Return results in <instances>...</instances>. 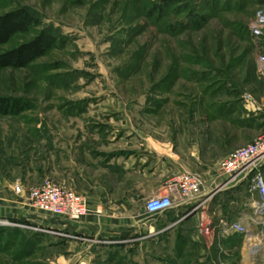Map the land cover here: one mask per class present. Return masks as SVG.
Wrapping results in <instances>:
<instances>
[{
  "label": "rangeland",
  "instance_id": "rangeland-1",
  "mask_svg": "<svg viewBox=\"0 0 264 264\" xmlns=\"http://www.w3.org/2000/svg\"><path fill=\"white\" fill-rule=\"evenodd\" d=\"M260 12L264 0H0V53L46 41L26 67L0 66V264H264V229L216 230L201 253L203 206L147 216L150 197L98 204L100 215L128 210L144 225L116 242L100 237L85 259L74 258L26 195L53 178L66 145L81 143L91 176L104 169L113 188L172 163L216 172L221 158L264 132V73L256 70L264 32L249 30ZM13 13L17 30L4 23ZM248 185H226L239 188L228 197L237 203L219 207L250 211Z\"/></svg>",
  "mask_w": 264,
  "mask_h": 264
},
{
  "label": "crops",
  "instance_id": "crops-1",
  "mask_svg": "<svg viewBox=\"0 0 264 264\" xmlns=\"http://www.w3.org/2000/svg\"><path fill=\"white\" fill-rule=\"evenodd\" d=\"M85 151H87V147L84 146L83 143L74 144L73 146L66 145L65 150L63 151L64 153L59 156L61 160H58L55 175L52 176L53 178L49 181L52 183L55 182L57 186L72 189L77 193H84L87 204V212L79 220L70 224H62L60 220L54 218L48 219V222L46 223L47 226L56 228V230L61 231L60 233L67 235H60L59 237H56L65 244L66 250L63 252L70 253L71 257L82 259H85L89 255V249L94 245V242H99L97 241L98 238L110 237L108 241L116 242V238L118 237L139 233L141 230L139 227L144 225V218L141 214L134 212L129 213L128 210H126L124 214L122 213L124 216L122 215L121 217L113 218L111 216L113 215L112 213H108L110 214V217L107 216L108 214L105 216L100 215L98 214L100 212L97 209L98 204H101L103 200L107 198L128 200L132 198L152 197L164 194L167 192V188L174 175L181 171L180 165L173 163L167 165L165 168H150L151 170L149 172H144L145 168H143L142 175L136 182L131 184H121L118 188H113L107 184V180L105 178L106 172L104 169L98 170L101 172L99 176H96V178L91 176V171L89 170L90 168L87 162L80 159L81 156L86 154ZM261 169L264 173V164L261 165ZM101 177H103V179H101ZM200 177L206 188L208 187L207 190L211 189L209 187L218 184L220 180H222V178L218 176L217 172H211L207 169L201 173ZM2 182L4 183L5 181L2 180ZM238 189L239 188L237 187L226 186L223 190L221 189L219 192H215L214 194L217 196H213V207L211 210L205 208L208 206L209 199L202 204L203 208H201V211H205L212 217V221L216 226V229H218V223L220 220L236 219L242 221L244 219L246 223H248L251 219V204H247V206L250 207V211L246 207L241 208L238 212H235L233 209H229V206L227 208L219 207L220 201H227L228 197L234 195L236 191L238 192ZM249 195L251 194L249 193ZM5 196L6 194L0 191V200H5ZM251 197V200L255 199L254 195H251ZM240 198L241 197H239V199ZM227 202L228 205L237 203L234 198H230ZM183 210L186 211L183 207L179 208L174 206L166 213L179 216L178 211ZM244 210H248L250 213L248 212L243 214ZM129 214H131V216H129ZM158 231L160 232L161 229L159 228ZM197 236L199 237V235ZM198 239L199 243H201V239ZM122 240H124V237ZM200 248L201 253H204L209 249L203 244H201Z\"/></svg>",
  "mask_w": 264,
  "mask_h": 264
},
{
  "label": "built area",
  "instance_id": "built-area-1",
  "mask_svg": "<svg viewBox=\"0 0 264 264\" xmlns=\"http://www.w3.org/2000/svg\"><path fill=\"white\" fill-rule=\"evenodd\" d=\"M253 37H259L264 32V12L257 13L249 25ZM256 70L264 73V56L256 59ZM264 164V132L253 138L246 145L230 151L221 158L215 166L219 177L223 182L218 183L206 195V186L199 174L181 169L174 175L167 188V192L148 198L143 204V213L147 216H158L171 210L176 204L182 207L193 206L188 212L193 213L198 207L215 192L226 185L240 179L249 181L248 191L255 196L252 200V217L248 223L239 220H220L218 229L213 224L212 217L205 211H201L197 220V235L204 246L210 248L213 244L214 233L221 230L222 233H236L246 235L250 231V225L264 229V173L261 165ZM15 193L22 192V188L16 184L13 187ZM27 200L42 214L58 219L62 224H70L79 220L86 211L85 201L81 195L71 189L57 186L48 180H43L38 186L26 191ZM48 232V231H46ZM64 236L65 234L59 233ZM67 236V235H65ZM220 264H227L222 262Z\"/></svg>",
  "mask_w": 264,
  "mask_h": 264
},
{
  "label": "trees",
  "instance_id": "trees-1",
  "mask_svg": "<svg viewBox=\"0 0 264 264\" xmlns=\"http://www.w3.org/2000/svg\"><path fill=\"white\" fill-rule=\"evenodd\" d=\"M1 20V19H0ZM4 23H7L9 30L19 29L22 23L18 13L6 16ZM46 49V41L38 36L28 42L0 53V66L11 68H23L31 63L35 58L41 56Z\"/></svg>",
  "mask_w": 264,
  "mask_h": 264
},
{
  "label": "bare ground",
  "instance_id": "bare-ground-1",
  "mask_svg": "<svg viewBox=\"0 0 264 264\" xmlns=\"http://www.w3.org/2000/svg\"><path fill=\"white\" fill-rule=\"evenodd\" d=\"M254 253V251H252V254Z\"/></svg>",
  "mask_w": 264,
  "mask_h": 264
}]
</instances>
